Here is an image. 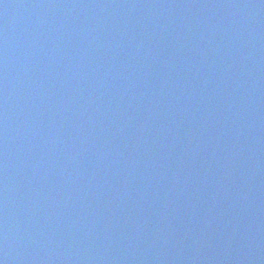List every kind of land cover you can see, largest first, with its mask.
<instances>
[{
  "label": "water",
  "instance_id": "95a60500",
  "mask_svg": "<svg viewBox=\"0 0 264 264\" xmlns=\"http://www.w3.org/2000/svg\"><path fill=\"white\" fill-rule=\"evenodd\" d=\"M0 264H264V0H0Z\"/></svg>",
  "mask_w": 264,
  "mask_h": 264
}]
</instances>
